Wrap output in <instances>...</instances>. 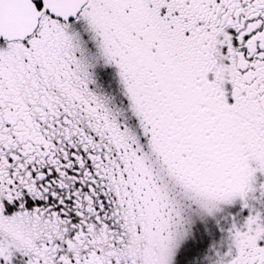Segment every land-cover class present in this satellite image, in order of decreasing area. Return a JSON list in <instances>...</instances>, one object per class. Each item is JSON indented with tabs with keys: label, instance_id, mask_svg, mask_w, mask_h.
<instances>
[{
	"label": "snow or ice",
	"instance_id": "1",
	"mask_svg": "<svg viewBox=\"0 0 264 264\" xmlns=\"http://www.w3.org/2000/svg\"><path fill=\"white\" fill-rule=\"evenodd\" d=\"M0 264H264V0H0Z\"/></svg>",
	"mask_w": 264,
	"mask_h": 264
},
{
	"label": "flooded vegetation",
	"instance_id": "2",
	"mask_svg": "<svg viewBox=\"0 0 264 264\" xmlns=\"http://www.w3.org/2000/svg\"><path fill=\"white\" fill-rule=\"evenodd\" d=\"M242 215H244V214H242ZM209 225H210V229L215 227V224L212 221H209ZM209 235L211 237L210 245H211V242H214L215 240H217L219 238V234L218 233L214 234V233L211 232V230H209Z\"/></svg>",
	"mask_w": 264,
	"mask_h": 264
},
{
	"label": "rangeland",
	"instance_id": "3",
	"mask_svg": "<svg viewBox=\"0 0 264 264\" xmlns=\"http://www.w3.org/2000/svg\"><path fill=\"white\" fill-rule=\"evenodd\" d=\"M243 218H244V215H241V221L243 220ZM222 238H223L222 235L219 234V238L215 240L214 242H211V244H218Z\"/></svg>",
	"mask_w": 264,
	"mask_h": 264
}]
</instances>
